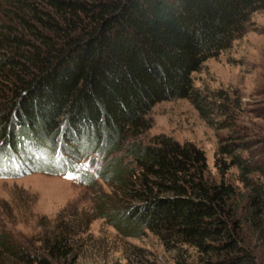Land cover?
<instances>
[{
	"label": "trees",
	"instance_id": "obj_1",
	"mask_svg": "<svg viewBox=\"0 0 264 264\" xmlns=\"http://www.w3.org/2000/svg\"><path fill=\"white\" fill-rule=\"evenodd\" d=\"M14 5L16 23H0V78L8 88L0 101V175L10 161L15 176L75 173L77 163L98 154L104 164L95 173L80 171L81 180L120 184L121 204L109 214L117 228L133 236L150 230L168 247H193L205 264H262L247 229L262 228L264 185L242 155L255 144L238 135L218 148L216 165L222 162V174L236 166L239 187L212 181L206 154L193 142L138 138L162 101L187 98L209 121L224 113L223 104L195 88L192 74L244 33L264 0ZM119 152L123 158H111ZM6 240L0 234L8 249ZM72 246L68 234L59 235L46 245L48 255L25 256L30 264H56Z\"/></svg>",
	"mask_w": 264,
	"mask_h": 264
},
{
	"label": "rangeland",
	"instance_id": "obj_2",
	"mask_svg": "<svg viewBox=\"0 0 264 264\" xmlns=\"http://www.w3.org/2000/svg\"><path fill=\"white\" fill-rule=\"evenodd\" d=\"M15 7L14 0H0V23H16ZM192 77L202 96L224 105V113L209 121L187 98L162 101L151 109L152 126L138 141L149 143L167 135L193 142L206 154L212 181L224 179L241 187L236 166L222 174V162L216 163L221 144L230 142V137L231 141L245 137L255 145L242 155L258 168L254 176L264 185V9L254 12L244 33L206 60ZM4 85L0 78V101L8 90ZM116 156L124 154L111 158ZM223 158L230 163L229 157ZM104 162L98 154L83 159L71 180L66 179L69 173L35 171L15 176L9 169L11 161L4 165L8 169L0 175V234L11 250L0 244V264H30L25 255H48L46 245L66 234L73 246L70 254L53 260L56 264H205L193 247H168L150 230L133 236L112 223L110 212L123 197L120 184L96 176L95 184L89 185L80 175L82 170L95 173ZM261 221L259 232L248 228L247 234L264 264V218Z\"/></svg>",
	"mask_w": 264,
	"mask_h": 264
},
{
	"label": "snow or ice",
	"instance_id": "obj_3",
	"mask_svg": "<svg viewBox=\"0 0 264 264\" xmlns=\"http://www.w3.org/2000/svg\"><path fill=\"white\" fill-rule=\"evenodd\" d=\"M73 167H76V165L73 164ZM66 179L71 180V179H74V177H73V175H72L71 173H69V174L66 176Z\"/></svg>",
	"mask_w": 264,
	"mask_h": 264
}]
</instances>
